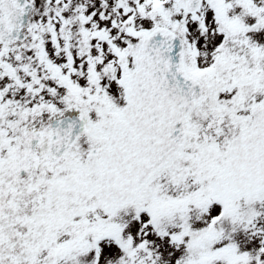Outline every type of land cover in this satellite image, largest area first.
Segmentation results:
<instances>
[{
	"label": "snow or ice",
	"instance_id": "snow-or-ice-1",
	"mask_svg": "<svg viewBox=\"0 0 264 264\" xmlns=\"http://www.w3.org/2000/svg\"><path fill=\"white\" fill-rule=\"evenodd\" d=\"M0 264H264V0H0Z\"/></svg>",
	"mask_w": 264,
	"mask_h": 264
}]
</instances>
